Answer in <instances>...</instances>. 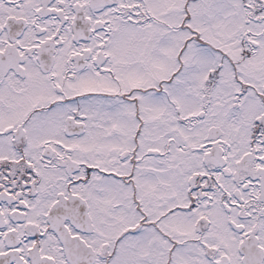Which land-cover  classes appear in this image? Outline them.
Masks as SVG:
<instances>
[{
  "label": "snow or ice",
  "instance_id": "6c2138e0",
  "mask_svg": "<svg viewBox=\"0 0 264 264\" xmlns=\"http://www.w3.org/2000/svg\"><path fill=\"white\" fill-rule=\"evenodd\" d=\"M0 264H264V0H0Z\"/></svg>",
  "mask_w": 264,
  "mask_h": 264
}]
</instances>
